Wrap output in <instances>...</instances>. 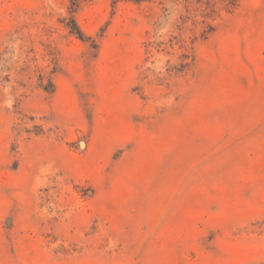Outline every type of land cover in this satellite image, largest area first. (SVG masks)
<instances>
[{
    "label": "rangeland",
    "instance_id": "rangeland-1",
    "mask_svg": "<svg viewBox=\"0 0 264 264\" xmlns=\"http://www.w3.org/2000/svg\"><path fill=\"white\" fill-rule=\"evenodd\" d=\"M0 264H264V0H0Z\"/></svg>",
    "mask_w": 264,
    "mask_h": 264
}]
</instances>
